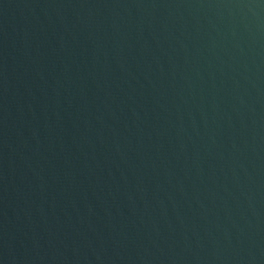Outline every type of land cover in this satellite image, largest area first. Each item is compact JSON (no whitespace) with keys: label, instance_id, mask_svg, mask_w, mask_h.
<instances>
[{"label":"water","instance_id":"95a60500","mask_svg":"<svg viewBox=\"0 0 264 264\" xmlns=\"http://www.w3.org/2000/svg\"><path fill=\"white\" fill-rule=\"evenodd\" d=\"M0 264H264V0H0Z\"/></svg>","mask_w":264,"mask_h":264}]
</instances>
